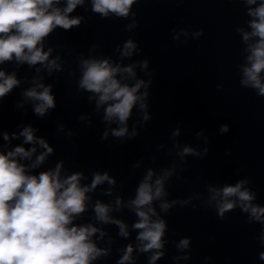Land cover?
I'll use <instances>...</instances> for the list:
<instances>
[{
    "label": "clouds",
    "instance_id": "1",
    "mask_svg": "<svg viewBox=\"0 0 264 264\" xmlns=\"http://www.w3.org/2000/svg\"><path fill=\"white\" fill-rule=\"evenodd\" d=\"M140 2L0 0V138L6 142L0 144V264H100L110 260L114 252L115 264H138L141 256L146 257V264H157L167 256L166 246L170 243L176 249L171 257L174 264L181 260L188 262L192 260V237L169 240L167 219L173 209L187 206L210 209L221 221L239 210L246 215V223L260 225L255 239L264 248V205L258 202L250 178H240L235 183L207 182L203 191H195L186 198H170L168 186L173 177L182 178L187 158L203 159L208 155L210 140L203 129L195 132L202 145L182 144L181 126L173 129L169 136L172 145L166 155L178 158L179 166L173 159L159 172L152 166L144 167L134 194L126 198L121 192L125 181H118L109 170H91L90 182L86 183L83 181H88V175L83 170L66 168L64 159L40 170L55 156L53 144L37 135L40 129L31 123L17 124L18 132L5 128L4 101L14 90L20 89L16 110L26 113V106L30 105L33 115L43 120L57 108L55 84L46 83L45 79L67 72L75 80L77 92L86 94L92 106L91 112L78 117L81 123L95 130L93 117H96L104 125L101 141L111 137L123 144L139 137L141 129L153 119L150 89L154 83L149 59H134V55L143 51L139 42L129 35L115 45V58L95 55L102 47L93 43L87 55L80 52L75 56V68L62 58L63 44L53 46L47 42L58 29L70 32L87 24L89 17L72 15L78 7L102 20L129 21L123 31L131 34L139 25L134 8ZM228 2L242 5L247 17L234 28L242 45L239 55L243 62L234 66L239 70V85L264 98V0ZM184 35L188 33L185 31ZM203 35V28L192 33L195 38ZM54 52L57 54L53 55ZM126 60L130 62L124 63ZM6 64L13 65V70L3 67ZM25 66L34 73L31 77L18 76ZM137 69L149 78L139 77ZM25 84L28 86L23 87ZM217 88L222 90L223 85ZM65 129L66 125L57 121V134L69 138L75 135L72 129ZM229 131L228 124L219 126L221 135ZM12 141L20 142L9 147ZM164 147L162 143L157 145V151ZM155 159L151 157L152 163ZM143 163L141 157L131 168L135 172ZM240 172L238 168L235 174L239 176ZM100 196L111 199L105 201ZM125 211L135 217L131 223L114 215ZM112 226L117 229L115 236L107 230ZM118 238L128 242L115 247ZM257 257L264 262V251L258 252Z\"/></svg>",
    "mask_w": 264,
    "mask_h": 264
}]
</instances>
